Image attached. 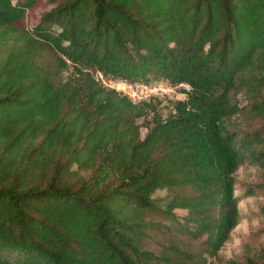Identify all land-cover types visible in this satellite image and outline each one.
Returning <instances> with one entry per match:
<instances>
[{"label":"trees","instance_id":"trees-1","mask_svg":"<svg viewBox=\"0 0 264 264\" xmlns=\"http://www.w3.org/2000/svg\"><path fill=\"white\" fill-rule=\"evenodd\" d=\"M97 71L190 90L173 111ZM244 165L264 196V0H0V264H215ZM159 189L176 233L157 254Z\"/></svg>","mask_w":264,"mask_h":264},{"label":"rangeland","instance_id":"rangeland-1","mask_svg":"<svg viewBox=\"0 0 264 264\" xmlns=\"http://www.w3.org/2000/svg\"><path fill=\"white\" fill-rule=\"evenodd\" d=\"M42 11L43 9H37V16ZM29 19V24L32 26L37 23L38 17L31 16ZM164 109V111L167 110V108ZM139 122L142 124L141 132L145 135L148 127L147 120L141 118ZM242 122L245 125L244 119ZM262 173L263 171L258 166L252 165H244L236 172L235 177L238 181L236 194L242 196L239 203L242 218L238 226L232 231L231 238L219 250L218 256L209 257V261L212 263L217 264L219 260H242L255 250L264 248V215L260 213L261 206L264 205V196L246 195V187L261 181ZM153 198L158 207L147 211L144 215V222L148 224V227L146 228L143 247L159 254L168 242L169 232L176 233V225L161 211L170 198L169 192L165 189H159L153 194ZM177 212L180 216L185 214L183 210ZM193 245L202 249L200 241H195Z\"/></svg>","mask_w":264,"mask_h":264},{"label":"built area","instance_id":"built-area-1","mask_svg":"<svg viewBox=\"0 0 264 264\" xmlns=\"http://www.w3.org/2000/svg\"><path fill=\"white\" fill-rule=\"evenodd\" d=\"M96 77L104 86L122 93L134 103L161 102L162 105H168L173 111V102L186 98V92L190 90L186 83L172 84L163 80L151 82L128 78H108L101 71H97Z\"/></svg>","mask_w":264,"mask_h":264}]
</instances>
